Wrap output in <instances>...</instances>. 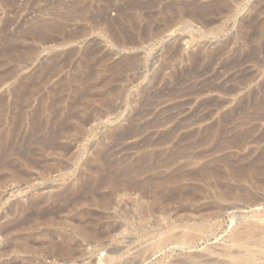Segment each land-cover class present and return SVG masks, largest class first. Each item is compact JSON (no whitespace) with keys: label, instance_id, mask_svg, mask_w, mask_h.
<instances>
[{"label":"rangeland","instance_id":"374dc122","mask_svg":"<svg viewBox=\"0 0 264 264\" xmlns=\"http://www.w3.org/2000/svg\"><path fill=\"white\" fill-rule=\"evenodd\" d=\"M152 1L0 0V113L4 116L0 133L15 128L20 144L42 105L47 118L72 116L59 149L48 151L40 167L27 169L23 179L7 180L0 188V264H24L27 259L32 264H58L55 253L45 249L44 238L53 230L48 224L67 219L69 226L93 219L98 229L109 223L128 229L118 230L114 239L82 242L83 254L65 264H112L114 250L130 256L150 244L156 231H167L177 222L172 213L146 223L139 216L131 217L126 225L119 213L138 209L142 192L132 190L152 178L163 196L160 205L172 209L189 204L173 201L168 197L173 192L208 195L203 214L208 212L206 223L212 228L193 249L175 247L142 264H171L186 254L228 264L233 261L227 252L236 256L241 251L234 243L236 233L253 225L264 230V0ZM170 2L176 7L187 3L186 12L192 15L168 28V15L161 12ZM77 10L84 14L75 15ZM131 13L141 14L135 20L137 28L131 24ZM129 40L128 47H120ZM199 52L217 56L212 62L205 58L196 62L193 55ZM129 58L136 59L131 69L111 72L109 66ZM164 63L170 66L164 68ZM76 77H87L89 86L114 77L109 103L87 110H83L87 99L74 104L82 97L75 93ZM63 83H68L66 91ZM101 89L91 90V96ZM82 120L86 123L79 128ZM12 156L10 161L17 160ZM201 165L212 170L210 176L168 180ZM232 169L256 174L241 183ZM106 174L119 177L127 189L114 193L110 185H100ZM82 183L84 192L77 205L64 209L52 203L56 195L79 189ZM146 190L152 193L150 187ZM223 192L228 196L219 199ZM240 193L248 194L247 199H237ZM34 198L45 200L47 209H57L49 216L27 219L18 208L27 207ZM104 199L109 211L92 206ZM145 199L142 204L151 203L149 197ZM83 210L91 212L81 217L77 213ZM19 219L24 225L17 226ZM194 219L199 222V215ZM19 236L33 246L32 255L14 253ZM262 238L257 236L250 244L255 253L252 264H264Z\"/></svg>","mask_w":264,"mask_h":264},{"label":"bare ground","instance_id":"6f19581e","mask_svg":"<svg viewBox=\"0 0 264 264\" xmlns=\"http://www.w3.org/2000/svg\"><path fill=\"white\" fill-rule=\"evenodd\" d=\"M153 1L155 2V0H153ZM135 2H136V0H134V3ZM152 2H150V3H152ZM134 3L132 5H134ZM141 3H145V2H141ZM146 3H147V1H146ZM150 3H149V5H150ZM220 3H222V1ZM220 3H217V4L220 5ZM223 4H224V2H223ZM177 6L178 7H176V4L174 2H170V3H168L167 6L163 7V9H162L161 14L162 15H168V18H167V21H166V26L168 28L173 26L176 22H178V20H184V19H186L187 16L191 17V15H192V14H190V15L187 14V12L189 13V11L186 12L187 3H185V2L179 3V5H177ZM213 6H215V5H213ZM145 8H146V6H145ZM197 8H199V7H197ZM208 8H205V9H208ZM214 8H211V10L214 9ZM85 9H87V7ZM85 9H83V11ZM216 9H214V10H216ZM199 10L200 9H198V11ZM83 11H78L77 10V13H75V15H78L79 14L78 12L82 13ZM195 12H197V11H195ZM209 12H210V10H209ZM193 13H194V11H193ZM82 14H84V13H82ZM131 14H133L132 17L129 15L130 19L132 20L131 24H132L133 27L135 26V28H137L135 20L137 18H139L141 16V14L140 13H131ZM195 14H194V16L198 17V15H197L198 13L196 15ZM205 14L203 13V15H205ZM200 15H202V14H200V12H199V16ZM144 16H146L145 13H144ZM67 18H68V15H67ZM123 18H124V16H123ZM72 19H71V21H72ZM198 19H200V18H198ZM198 19H196V21L195 20L194 21L197 22ZM138 20H140V19H138ZM137 22H139V21H137ZM199 22H201V21H199ZM32 27H34V26H32ZM35 27H37V26H35ZM59 31H61V30H59ZM26 34H28V33H26ZM128 43H130V40H129V42L126 41L125 43H123V42L120 43V47H123V48L124 47H128V45H129ZM135 45H137V44H135ZM11 49H13V48H11ZM12 54H10V55H12ZM174 54L175 55H179L178 51H176ZM216 56L217 55L207 54L206 52H199L197 55H193V59L197 62L198 60H201V59L205 58L206 60L209 59V61L212 62V60L215 61L214 59L216 58ZM134 60H136V59H134ZM134 60H132V58L131 59L129 58V59H124V60H121L119 62H116V63L112 64L111 66H109L110 70H112L111 72L114 73V75H115L118 72L120 73L122 71L128 70L129 68L131 69V67H133L134 64H136ZM164 64H165L164 68H168L170 66L168 63H164ZM182 74H184V73H182ZM89 77H91V76H89ZM111 78L110 79L109 78L101 79L98 83L95 82L96 85L89 86V84H88L89 82L87 81V77H86V80H83V79L79 80L76 77V80H77V83H78L79 86L76 87L75 93L80 95V96H82V97L80 98V100H74V104L75 103H80L82 99H84V100L87 99L89 101H88L87 105L83 108V110H87L89 108V106H94V104H105L106 105L107 103H109L110 98H111V96L114 93V88L112 87V83L114 82V77H111ZM100 86H102L101 92H99L98 94H93L94 96H91V94H92L91 90H94L95 88L100 87ZM67 88H68V83H63L62 90L66 91ZM216 88L217 87H215L214 89H216ZM209 90H210V88H209ZM211 91H213V90H211ZM118 93H120V92H118ZM44 111H45V107H44V105H42L39 108V111L37 112L35 117L32 118V120H31L32 122L30 124V130L22 135V138H21L22 140H20L21 141L20 144H18L19 140L17 141L18 134H17L15 128L12 127L10 129L5 130V131L0 133V188H2L5 185L4 183L7 180H19L21 178L23 179V177L28 172L27 169H32V168L33 169L34 168L37 169V167L42 163V161H43V159L45 157V154L48 153V151H49V153L50 152L53 153V152H55L56 150L59 149V147L61 145V144H59V141L62 140L63 138H65L66 132H67L66 128L69 126V123H71L70 120H72L71 119L72 116H70V114H68V115H65V117L60 116L58 118L57 114H54L51 118L50 117L47 118L44 115ZM2 117H4V116L0 113V120L3 119ZM22 117L23 116H19V120H23ZM83 123L85 124L86 122H84L83 120L80 121L78 127L82 128L83 127ZM65 126H67V127L65 128ZM75 126H77V125H75ZM12 154H13V156H14V154L17 156V158L14 157L17 160H15V161H10L11 159L9 160V158L12 156ZM172 162H174V161H172ZM170 163L171 162H168V164H166V166L170 165ZM3 171L6 172V173L3 174V176H2ZM211 171H210L209 168H206V166H202L201 165V167H198L197 169H194L193 172L190 171L191 173H187V174L184 173L183 175H179L180 178H177L176 176H172V177H169L168 180L169 181H173V182H177L178 180L186 178L188 176L189 177L188 180L193 179V180L197 181L199 178H201L203 176H210L211 173H212ZM231 174H234L235 176H237L239 182L245 183V182H248L250 177H253L254 174H256V173H254L253 170L249 174L239 173L238 171L233 170V172ZM112 176L109 175V174H106V176L101 180L100 185H110L111 186V190L114 193H120L122 190L124 191V190L127 189L126 188L127 184H125L119 177L113 178ZM153 183L154 182H153V178H152V179H150L148 181L141 182L140 184H138V186L136 188H134L132 190V191H137V190L141 191L142 192L141 199L142 198L145 199L146 197H149L151 199V203L146 205L147 203L145 204V202L143 201V204H142V200H143L142 199L140 203H139V201L137 202V204L138 203L139 204L137 205L138 209L136 211L135 210L134 211H132V210L131 211H129V210H127V211L126 210H124V211L121 210V212H119V213H121V216L124 217V219H125L124 221H125L126 225H127V223L128 224L130 223L129 219H131V217L139 216V219H140L141 223L142 222L146 223V222L150 221V219L157 218V217H160V216H162L164 219H167L173 213V215L177 217V222H176V224H174L175 226H172L171 228L168 227L169 229L168 230L166 229L167 231H165V230L163 231L162 230L163 228H161V230L156 231L157 232L156 237H154L155 235H152L154 238L152 239L153 241L150 240V242H149L150 244H147L145 247L140 248L139 250L133 252V254H130V256L129 255L125 256V254L120 253L121 251H119V250L118 251H115V250L112 251L113 256H114L113 258L111 257L112 260L114 261L112 264H114L115 261H116L115 264H142L143 263L142 261H144V260L147 261L148 259L158 255L160 252L171 250L172 248H175V247H177L179 249L183 248V250H184V248L193 249L195 247V245H197L196 243H198L200 238H204L203 234L207 230L208 231L211 230V228H212L211 226L212 225L209 226L211 228L208 229V225L209 224H207L208 223L207 222L208 216L206 214L208 212H205L206 214H203L204 211H206V209H207L205 207L207 205V203L204 202L205 201L204 199H206V198H204V197L205 196L207 197L208 195H205V193H201L200 195H195V194L186 195L184 193L180 194V192L179 193L178 192H173V193H171L168 196L169 198H171L175 202H181V203L184 202V201H189V204L188 205H182V206H180V207H178L176 209H172V208H170V207H168L166 205H163V204L160 205V201L163 199V196L161 195V191H159V189H160L159 186H156ZM83 186H84V184L82 183V185L80 186L79 189L75 190V188H74V190H70V189L65 190L64 192H62V193L56 195L54 198H52L51 199L52 203L53 204L54 203H60L59 205L62 208H64V209H66L69 205H73V203L76 204L77 202H79V200L82 197L81 194L84 192ZM99 187H101V186H99ZM149 187L151 188L152 193L151 192L148 193L149 191L147 192L146 189H148ZM163 187H165V186H163ZM163 191H165V190H163ZM174 191H177V190H174ZM75 194H77L76 198L72 199V196H74ZM128 194L130 195V193H128ZM131 194H132V192H131ZM129 195H127V196H129ZM247 195H245V193H240V194L236 195V198L238 196L237 199H245V198L247 199ZM227 196H228V194L223 192V193H220V198L219 197L218 198L219 199H224ZM106 200L107 199H104V201L100 200L99 202H97V204H95L96 206L95 205H92V206H94V207L98 206L103 211H109L110 207H109V205H108ZM147 200H148V198H147ZM45 202H46L45 200H40V199H35L34 198V199L29 201L27 207H24V208H22V206L19 207L18 208V212H20V214H23V216H25L27 219L31 218L30 220H32V218H36V217L38 218L40 216H43V217L44 216H49V214L52 213L57 208L47 209V208L44 207ZM204 207L206 208L205 210H204ZM64 209H62V210H64ZM134 209H136V208L134 207ZM90 212H88L87 210L86 211L83 210V211L78 212L77 214L80 215L81 217H86V216H88V214ZM122 212H124V213L122 214ZM182 213H187V214L183 216ZM91 215H92V213H91ZM198 215L200 217V219H199L200 221L199 222L197 221V219L196 220L194 219V217H196ZM121 216H120V218H121ZM102 217H103V215H102ZM20 218L23 219V217H20ZM209 219H211V218H209ZM19 220L17 221L18 223L16 222L17 226L21 225L22 221H23V220H20V221ZM131 221L134 222L133 220H131ZM69 222H70V220L67 219V221L64 220L63 222H61L59 224L58 223H51V224L47 225V226H49L48 229H51V230L53 229V230L51 231V235L46 236V239L44 238V240L47 241V242H45L46 243L45 245H47V247H45V249H48L49 252L52 251L53 253H55V256H56L55 258L57 259L58 264L59 263H64L65 264V263H68V262H72L73 260H75L77 258L76 257L77 255L81 256L83 254V252L81 250L82 249V242H84V241H89V242L90 241H96V242H99V241H101V240H103L105 238L106 239L107 238H110V239L113 238L114 239V237L116 235L115 233L118 230L121 231V229L122 230L126 229V228L128 229V226L126 227L125 224H114V223L113 224H111V223L106 224L102 228H100V226H99V229H98L97 223H95V220H93V219L88 220L86 223L80 224V225H77V226H74L72 223H71V225H73V226H69L70 225ZM13 225H15V224H13ZM22 225H24V224H22ZM253 226L254 227H252V229H247V230L243 229V232H238V233H236L234 235L235 239L232 238V240L233 239L235 240V242L233 241L234 243L239 244V246H240L239 249L241 251H237L238 254L236 256H233L232 255L233 252L231 253L230 250H229L228 252L230 254H228V252H227L226 256H228L227 258L230 257V259H232L233 262L229 261L230 263H228V264H252L253 263L252 261L254 260L255 253L253 254V252L251 251L250 246H252V245H250V244L254 242V239L257 236H260V237L264 236V230L257 229V227L255 228V225H253ZM249 228H251V225L249 226ZM180 229L182 231H179ZM30 230H32V229H30ZM36 230H38V229H36ZM133 232H134V228H133ZM55 233L57 234V239L54 237ZM28 235H31V234H28ZM35 235H37V234H35ZM26 237H28V236H26ZM26 237H25V239H26ZM29 238L31 239L30 236H29ZM23 239L24 238H21V237L19 239H17L18 249L16 248L17 252H14L15 254L17 253V255L20 254V253H23V252H25V253L28 252L29 253L30 251L33 250L31 248V247H33L32 245L31 246L27 245V244H29V241H28V243L27 242L25 243V241ZM262 239H264V238H262ZM210 249H212V248H210ZM228 249H229V247H228ZM35 251H36V249H35ZM33 252H34V250H33ZM208 252H210V251H208ZM225 252H226V250H225ZM32 253H29V254L32 255ZM48 253H46V254H48ZM202 253H204V252H202ZM222 253H224V252H222ZM222 253H220V254L222 255ZM50 254H51V252H50ZM210 255H211V253H210ZM223 255H225V254H223ZM14 257H16V256H14ZM173 257H174V255H173ZM179 257L177 259H173L174 261L172 263L171 262L170 263L171 264H214L211 260L207 261V259H204L206 256L204 257V256L199 255V254L198 255H195V254L187 255L186 254V256H179ZM32 263L33 262H31V261L29 263L28 259H27V262L24 263V264H32ZM223 264H227V261H226V263H223Z\"/></svg>","mask_w":264,"mask_h":264}]
</instances>
